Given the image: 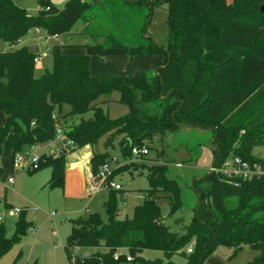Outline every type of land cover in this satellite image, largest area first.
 Instances as JSON below:
<instances>
[{
	"label": "trees",
	"instance_id": "16d2710c",
	"mask_svg": "<svg viewBox=\"0 0 264 264\" xmlns=\"http://www.w3.org/2000/svg\"><path fill=\"white\" fill-rule=\"evenodd\" d=\"M122 1L142 5L146 0ZM147 2L151 9L167 6L166 47L142 36L149 9L138 40L129 44L111 32L101 33L106 43L79 45L84 54L63 52L77 45L57 44L51 49V67L38 76L39 54L26 45L0 52V111L8 115L0 126V154L14 156L25 148L53 142L60 127L72 145L56 156L42 153L32 172L50 168L46 185L63 187L67 152L86 145L93 149L105 136L106 150L93 149L90 159L91 172L97 176L112 158L108 148L120 137L122 155L131 162L113 169L114 176L140 170L141 165L132 160L133 146L148 147L155 136L188 125L213 132L211 167H220L232 156L264 164V159L253 155L256 146L264 147V11L260 9L264 0ZM38 4L39 12L31 15L15 0H0V39L14 45L31 29H43L50 36L68 35L79 20L85 23L83 33L89 34L97 19L86 15H97L95 2L68 0L61 9L51 0H38ZM114 55H160L163 62L133 75L90 72L92 56ZM115 92L128 111L112 118L99 99L109 101ZM88 112L92 115L86 118ZM143 167L140 173L146 174L150 186L132 217L118 218L117 190L110 189L104 203L107 221L98 213L71 221L64 246L69 264H148L152 260L141 255L147 249L163 253L164 258L153 260L155 264H175L171 258L178 252L186 264H203L219 246L230 247L233 254L249 246L258 254L247 264H264V174L239 180L210 171L194 179L198 196L194 216L182 230L174 231L161 221L156 198L159 192L166 194L169 216H173L182 206L181 187L167 175L166 164ZM32 227L22 209L10 238L0 222V258ZM75 247L96 250L74 253Z\"/></svg>",
	"mask_w": 264,
	"mask_h": 264
},
{
	"label": "rangeland",
	"instance_id": "374dc122",
	"mask_svg": "<svg viewBox=\"0 0 264 264\" xmlns=\"http://www.w3.org/2000/svg\"><path fill=\"white\" fill-rule=\"evenodd\" d=\"M51 1L61 9L68 0ZM83 1L95 2L97 5V15L86 13L89 17L97 16V19L93 20L89 34L83 33L85 26L83 20H79L68 35L50 36L43 29H38V32L35 31L36 29H31L14 45L0 39V52L26 45L30 50L39 54L36 65L40 61L43 69L50 68L51 49L57 44L106 43V37L98 34L108 32L126 40L129 44L133 43L139 38L140 28L144 24L149 9L152 10L151 15L146 20L142 36L150 37L156 45L166 47L168 37L166 5L152 6L151 9L148 0L142 5L140 2L131 4L122 0ZM15 2L31 15H36L39 12L38 0H15ZM78 31L81 33L76 34ZM65 49L84 50L81 46L65 47ZM96 58L105 64L104 68L115 75H133L141 70L151 71L156 63L163 62V57L160 55L133 58L114 55ZM98 69L100 68L98 67ZM92 71L95 69L93 68ZM40 72L41 70L36 66V75H39ZM118 98L119 94L115 92L109 101H105L104 98L99 99L102 107L112 118L120 117L128 111L126 105L118 102ZM65 109L67 110L68 107ZM91 115L92 112H88L85 117ZM213 136L211 130L182 125L175 131L167 132L165 136H155L149 143L146 158L133 160L141 165L140 170H144L145 164H166L167 175L178 181L181 187L182 206L176 214L169 216L170 204L166 194L159 192L156 198L161 209V221L174 231L182 230L194 216L198 196L192 187V182L211 171ZM105 140V136L101 137L93 149L103 153L106 150ZM119 140L120 137L115 138L113 146L108 148L110 156L115 157L118 161L111 165L112 168L119 167L126 161L120 150ZM60 144L62 143L57 140L53 146L54 149H60ZM40 147L42 148V146ZM82 148H77L66 154L67 164L63 187L50 188L45 185L50 177V168L46 171L39 170L6 177V166L2 167V155L0 156V222L4 223L6 236L10 238L15 231V223L18 218V215L14 213L15 208L27 212L28 218L33 220L36 225V229L31 228L19 242L13 244L3 254L0 264H69L64 253V246L71 232V221L88 213H98L104 221L108 220L104 203L109 198L110 188L101 182L94 184L91 180H87V176L79 168L68 166V163L73 159L72 156L82 153ZM159 152H163V154L160 155ZM71 153L72 155H70ZM253 155L264 159V147L256 146L253 149ZM140 170L119 171L114 176L111 174L108 178L122 186V190H117L118 218L120 219L132 217L135 206L142 203L145 190L150 186L146 174H141ZM99 174L94 176L97 177V181ZM10 177L13 178L12 181H9ZM190 247H192L191 244ZM95 250L96 248L93 247L81 248L80 253L87 254ZM257 254L258 252L249 246H244L236 254H233L230 247L219 246L211 256L205 259L203 264H247ZM141 255L152 260L148 264H155L153 260L164 258L163 253L157 250L147 249ZM171 260L175 264H186V258L180 252L174 254ZM120 264L134 263L122 261Z\"/></svg>",
	"mask_w": 264,
	"mask_h": 264
},
{
	"label": "built area",
	"instance_id": "2783aa9c",
	"mask_svg": "<svg viewBox=\"0 0 264 264\" xmlns=\"http://www.w3.org/2000/svg\"><path fill=\"white\" fill-rule=\"evenodd\" d=\"M39 60V59H38ZM60 141L62 143L59 151L52 150L49 154L58 155L62 153L67 147L72 145V141L66 140L63 134V130L60 127H57L56 130V139L55 141ZM148 147H132L133 159L141 158L148 154ZM40 155L35 147H32L30 152H18L13 156V169L16 173L23 175L24 173H31L32 171L38 168V162L40 160ZM117 159L112 157L111 160L101 166V172L98 176V182L109 187L110 189L121 190L122 186L119 183H116L112 180H109V176L112 174L114 168L111 165L117 163ZM131 160H127V163ZM211 171L221 172L229 178L239 179V180H251L260 177L264 174V164L260 162H249L242 159L239 156H232L225 160L220 167H212ZM13 178L10 177L9 181H12ZM97 189V187H95ZM21 211L20 208H15L14 213L19 214ZM1 219V217H0ZM191 251V249H189ZM80 252V248L75 247L74 253ZM74 260V259H73Z\"/></svg>",
	"mask_w": 264,
	"mask_h": 264
},
{
	"label": "crops",
	"instance_id": "0c3cea01",
	"mask_svg": "<svg viewBox=\"0 0 264 264\" xmlns=\"http://www.w3.org/2000/svg\"><path fill=\"white\" fill-rule=\"evenodd\" d=\"M228 1V0H227ZM232 0H229L228 2H231ZM36 32H38V30H35ZM81 33V31H78V32H76V34H80ZM73 35L75 34V33H72ZM67 43H63V44H60V45H66ZM68 44H71V43H68ZM82 44H84V43H82ZM81 43L80 44H78V43H72L71 45H77V46H72V47H79V45H82ZM70 47V46H69ZM72 47H70V48H72ZM11 49V48H10ZM63 52H65V53H75V54H84L85 53V49L84 50H80V49H78V50H75V49H71V50H66L65 48L63 49ZM96 57H98V56H92L91 58H90V72L93 74V75H111V74H113V75H115L114 73H112L111 71H109L107 68H104V66H105V64H103L102 62H99L98 60H96V59H98V58H96ZM42 62H40V61H38V64L36 65L37 66V69H39V70H41V72L39 73V75L41 74V73H43V70H45L46 68H48V67H45V69H43V67H42ZM98 67L100 68V69H98ZM93 68L95 69V71H92L93 70ZM97 68V69H96ZM99 70V71H98ZM117 75H120V74H117ZM123 75H125V74H123ZM38 76V75H37ZM7 118H8V115L4 112V111H0V126H3L5 123H6V121H7ZM60 142V141H59ZM56 144V141H53V142H50V143H46V144H43V145H38V146H35V148L37 149V151H38V153L39 154H42V153H50L52 150H55V151H59V149L58 150H56V149H54V145ZM40 146H42V148L40 147ZM61 146H62V144H60V148H61ZM3 147H4V145H3ZM31 149L32 148H25L24 150H23V152L24 153H26V152H30L31 151ZM83 151H82V153H80L79 155H75V156H72V160L68 163V166L70 167V168H72V167H77V168H79L82 172H83V174L84 175H86L87 176V180H91L92 182H94V184H97L98 183V181H97V177H94V175L92 174V172H91V166H90V159H91V156H92V151H93V149H92V147L91 146H89V145H86V146H84L83 148ZM76 150V149H75ZM74 151V150H73ZM72 151V152H73ZM2 155V161H1V163H2V167H3V165H5L6 166V170H5V176L7 177V176H9V175H12V176H15L16 174H18V173H16L15 171H14V169H13V154L11 153L9 156H6V155H4L3 153L2 154H0V156ZM70 155H72V153L70 154ZM6 162H7V165H6ZM125 163H127V160L125 161ZM124 163V164H125ZM67 164V163H66ZM124 164H122V165H124ZM121 165V166H122ZM117 168V167H116ZM48 168H44V170L43 169H41L42 171H46ZM115 169V168H114ZM41 171V172H42ZM3 172H4V169H3ZM50 175V177H49V179L47 180V182L50 180V178H51V169H50V173H49ZM47 182H46V184H47ZM45 184V185H46ZM28 213L26 212V215H27ZM27 219L29 220V221H31L32 223H33V227L32 228H34V229H36V225L34 224V222H33V220H31V219H29L28 218V215H27ZM65 253V252H64ZM66 256V255H65ZM67 259V258H66Z\"/></svg>",
	"mask_w": 264,
	"mask_h": 264
},
{
	"label": "water",
	"instance_id": "95a60500",
	"mask_svg": "<svg viewBox=\"0 0 264 264\" xmlns=\"http://www.w3.org/2000/svg\"><path fill=\"white\" fill-rule=\"evenodd\" d=\"M261 11H264V4L261 6ZM197 200H198V198H197Z\"/></svg>",
	"mask_w": 264,
	"mask_h": 264
}]
</instances>
